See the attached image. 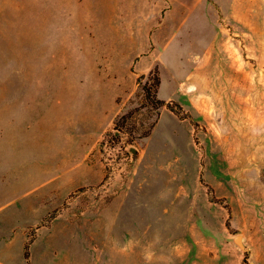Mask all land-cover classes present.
<instances>
[{"label":"rangeland","instance_id":"1","mask_svg":"<svg viewBox=\"0 0 264 264\" xmlns=\"http://www.w3.org/2000/svg\"><path fill=\"white\" fill-rule=\"evenodd\" d=\"M45 1L0 0L1 236L43 264H264V0Z\"/></svg>","mask_w":264,"mask_h":264},{"label":"crops","instance_id":"2","mask_svg":"<svg viewBox=\"0 0 264 264\" xmlns=\"http://www.w3.org/2000/svg\"><path fill=\"white\" fill-rule=\"evenodd\" d=\"M84 2V3H83ZM41 4H130V0H46ZM21 242L19 248L15 245L16 233L10 240H5L0 227V264H43L40 258L35 257V252L31 249L30 257L25 255L24 231L19 229ZM38 258V259H37Z\"/></svg>","mask_w":264,"mask_h":264},{"label":"trees","instance_id":"3","mask_svg":"<svg viewBox=\"0 0 264 264\" xmlns=\"http://www.w3.org/2000/svg\"><path fill=\"white\" fill-rule=\"evenodd\" d=\"M149 77V80H147V82L143 83L141 86L146 96L150 99V105H152V107H154L155 109L159 110L163 105H165V101L158 97V89L161 84V79L157 73L155 74V76ZM143 78L144 76L140 77V79ZM118 122L119 120L117 118V120H115V124L118 125ZM125 123L126 121H123L122 124L125 125ZM135 125L137 126V124ZM151 129L152 128H150V130ZM145 135H148V132ZM25 255L27 258L30 257V250L28 244H26Z\"/></svg>","mask_w":264,"mask_h":264},{"label":"water","instance_id":"4","mask_svg":"<svg viewBox=\"0 0 264 264\" xmlns=\"http://www.w3.org/2000/svg\"><path fill=\"white\" fill-rule=\"evenodd\" d=\"M240 239V237H238V240Z\"/></svg>","mask_w":264,"mask_h":264}]
</instances>
